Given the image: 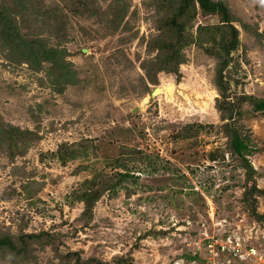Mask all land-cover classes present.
<instances>
[{
    "label": "rangeland",
    "instance_id": "rangeland-1",
    "mask_svg": "<svg viewBox=\"0 0 264 264\" xmlns=\"http://www.w3.org/2000/svg\"><path fill=\"white\" fill-rule=\"evenodd\" d=\"M65 1H43L54 9L45 25L53 41L57 31L51 23L57 24L58 13L64 11L67 59L84 82L56 91L44 79L47 63L39 72L31 71L26 63L13 67L3 58L0 45V118L35 131L34 144L24 156L12 162L0 152V226L15 230L13 239L51 226L60 238L33 247L26 260L1 252L0 264H59L56 256L74 251L80 259L69 264H89L88 259L90 264L96 260L114 264L119 258L133 264H264V112H253L244 103L236 123L253 150L247 159L255 170L257 192L250 208L244 189L253 182L246 181L241 166L236 167V158L228 152L223 160L206 157L210 151L225 149L227 140L212 83L215 58L192 44L185 50L187 61L180 65L178 79L158 72V83L151 84L155 72L143 69L142 61L157 52L148 48L155 30L146 19L142 0H124L129 5L125 31L114 30L110 22L116 16L110 11L111 5L118 4L115 0H88L90 12L81 17L64 8ZM221 1L237 19L242 45L233 53L238 67L231 69V89L264 97V0ZM1 6L10 8L5 0H0V10ZM29 18L21 25L22 32L27 28L32 35H41L44 30L33 27V17ZM215 20L199 15L194 24ZM254 31L261 32L260 39L252 35ZM156 87L160 93L152 96ZM195 122L213 127L200 131L197 141L174 140L183 126ZM140 129L151 147L148 151L158 152L166 169L140 173L138 181L144 191L130 198L123 192L113 197L104 194L86 223L79 217L82 205L70 208L63 198L77 181L94 172L89 168L75 172L78 160L65 166L42 164L40 151L63 141L94 138L93 144L99 145L94 150L95 168L109 172L102 157L112 155L119 144L130 146L139 140ZM20 171H26V180L35 183V206L31 198L11 194L21 189V183L14 182V174ZM224 240L238 242L242 251L245 246L252 250L234 258L229 251H218Z\"/></svg>",
    "mask_w": 264,
    "mask_h": 264
},
{
    "label": "trees",
    "instance_id": "trees-1",
    "mask_svg": "<svg viewBox=\"0 0 264 264\" xmlns=\"http://www.w3.org/2000/svg\"><path fill=\"white\" fill-rule=\"evenodd\" d=\"M5 1L10 5V8L9 6H1L2 10H0V45L5 61L13 67L26 63L28 68L35 72L44 69L43 64L47 63L44 79L56 91L68 84L77 85L84 82V80L79 81L80 71L74 69L72 61L67 59L70 54L63 43L68 41V21L64 11L62 14L58 13L57 24L56 21L51 23L52 30L57 31V33L53 41H50L53 34L49 33L45 24L53 16L54 9L45 6L44 0ZM115 1L118 4L111 5L110 11L116 16L110 22L114 30L125 31L128 29V23L124 21V18L129 5L124 0ZM142 6L148 12L146 19L152 22L155 30V34L151 36L148 42V48L157 52L154 57L142 61L143 69L155 72L154 79L150 81L151 84L158 83L156 78L158 72L174 74L178 79L180 65L187 61L185 50L192 44L202 48L215 58L212 83L218 93L216 109L220 115V121L225 120L221 127L227 140L225 149L210 151L206 157L210 161L223 160L225 152H228L231 158H236V167L241 166L245 170L246 181L252 180L253 182L252 186L244 189V200L247 203L250 201L251 208L252 202L255 200L252 195L253 192H257V188L254 183L255 170L247 159V154L253 150L249 147V139L242 134L236 123L243 114L242 105L244 103H249L253 112H264V97H256L245 93V91L238 93L231 89L230 81L233 79L231 69L235 70L238 67L237 64L235 65L233 53L242 46L239 30L235 25L237 19L226 3L221 0H142ZM63 7L70 10L75 17H81L90 12L88 0H67ZM199 15L205 20H209L210 17H214L216 20L196 25L194 21ZM30 16L33 17V27L44 30L45 33L32 35L30 29L27 28L22 32L21 25L23 27L24 23L29 22ZM18 17L21 22H17ZM260 34L261 32L254 31L252 35L260 39ZM235 81L238 84H244L240 79L236 78ZM129 115L132 116L131 113ZM206 127L213 126L199 122L188 123L183 126L174 140L197 141L200 131L209 130ZM121 131L124 134H129L128 130ZM34 133L33 130L21 129L19 126L4 122L0 118V152L4 153L12 162L17 156H24L34 144L31 139ZM109 133L113 134L110 131ZM138 137L139 140L135 139L130 146L119 144L112 155L102 157L105 167L111 168L109 172L103 168H95L94 163L98 157H94V150L99 148V145H94V138L89 137L79 138L72 142L63 141L51 150L40 151L38 160L42 164L60 166L78 160L74 169L75 172L88 168L94 172L91 177L77 181L63 198L64 204L70 208L77 203L81 204L82 209L79 217L88 223L92 218L96 202L104 194L107 193L109 197H113L119 192H123L125 198H130L133 194L144 191L143 186L138 181L140 173L152 174L166 169L163 164L164 159L160 154L148 151L150 146L146 142L144 130L138 131ZM14 175V178L16 177L14 182H20L21 189L19 192L14 190L15 193L11 192V194L22 195L25 199L31 198L32 201L36 194L35 188L32 189V185L35 183L26 180L29 174L26 171H20L19 175ZM37 186L40 187L41 185ZM4 197L7 198L8 196ZM31 205L35 206V202L32 201ZM251 213L256 218L259 217L255 210H252ZM3 226L4 230L0 226V253L11 252L13 256L19 257V261L26 260L28 255L32 253L33 247L39 248L47 243L50 244L54 239L60 240L52 226L50 230L41 229L37 233L20 234L15 239L11 238V234L15 230L10 232V226L5 224ZM78 254L79 252L74 251L56 257L59 258V264H69L70 261H79ZM96 261L95 264H103ZM90 262L91 260L88 259L86 263L90 264ZM114 264L133 263L125 258H119Z\"/></svg>",
    "mask_w": 264,
    "mask_h": 264
},
{
    "label": "built area",
    "instance_id": "built-area-1",
    "mask_svg": "<svg viewBox=\"0 0 264 264\" xmlns=\"http://www.w3.org/2000/svg\"><path fill=\"white\" fill-rule=\"evenodd\" d=\"M223 244L220 246L219 248V252H226V251H229L231 256H233L234 258L236 257H240L242 256L243 254H248L252 249L248 248L245 246L243 251L241 250L242 247L239 245L238 242H234L233 243H229L227 241H223L222 242ZM210 246V245H209ZM211 247V246H210Z\"/></svg>",
    "mask_w": 264,
    "mask_h": 264
},
{
    "label": "water",
    "instance_id": "water-1",
    "mask_svg": "<svg viewBox=\"0 0 264 264\" xmlns=\"http://www.w3.org/2000/svg\"><path fill=\"white\" fill-rule=\"evenodd\" d=\"M158 93H160V89L158 87H156L154 89V91L152 92V96H154L155 94H158Z\"/></svg>",
    "mask_w": 264,
    "mask_h": 264
}]
</instances>
